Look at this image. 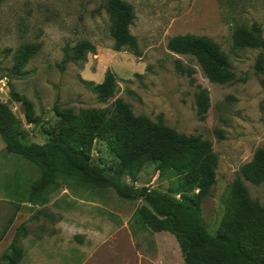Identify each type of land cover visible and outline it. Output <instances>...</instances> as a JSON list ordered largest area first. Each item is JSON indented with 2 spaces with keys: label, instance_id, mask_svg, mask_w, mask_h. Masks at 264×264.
<instances>
[{
  "label": "rangeland",
  "instance_id": "374dc122",
  "mask_svg": "<svg viewBox=\"0 0 264 264\" xmlns=\"http://www.w3.org/2000/svg\"><path fill=\"white\" fill-rule=\"evenodd\" d=\"M125 1L134 8L131 32L139 55L114 49L107 0H4L0 79L5 78L7 85L0 89V98L22 120L28 139L37 143L65 128L56 106L79 114L82 109L109 108L117 98L129 103L136 115L153 121L162 115L178 132L210 140L219 164L216 182L200 207L208 231L215 235L232 211V187L243 166L264 149V74L255 70L260 50H231L238 25L258 23L264 37V0ZM178 34L212 38L229 55L236 80L213 83L195 57L169 50L168 41ZM84 40L94 44L96 52L63 63L66 50L72 52ZM29 42L41 44V49L16 73V53ZM178 63L192 73L181 72ZM107 71L114 72L117 89L103 102L89 83L102 82ZM12 88L33 102L37 125L28 123L21 104L11 99ZM200 88L210 97L205 120L196 103ZM119 155L112 135L94 140L93 161L114 171ZM40 174L36 162L8 153L0 135V264L6 263L13 244L24 249L21 264H184L175 235L153 232L137 222L142 201L59 178L46 201L29 203L31 184ZM178 178L144 164L136 180L125 181L177 194ZM245 184L251 198L264 204V182Z\"/></svg>",
  "mask_w": 264,
  "mask_h": 264
},
{
  "label": "trees",
  "instance_id": "16d2710c",
  "mask_svg": "<svg viewBox=\"0 0 264 264\" xmlns=\"http://www.w3.org/2000/svg\"><path fill=\"white\" fill-rule=\"evenodd\" d=\"M4 0H0V4ZM106 9L112 20L114 49H128L139 55V44L131 32L135 19L132 4L125 0H107ZM259 49L255 70L264 74V37L260 24L238 25L232 35L231 50ZM41 44L26 43L15 56L14 69H21L40 51ZM168 49L196 58L208 79L213 83L227 84L236 80L229 55L212 38L205 35L178 34L168 41ZM96 52L89 41H80L72 52L66 50L63 63L84 60ZM178 69L185 68L178 63ZM190 74L192 69L188 68ZM103 102L108 101L117 89L114 72L107 71L100 83H89ZM13 101L21 104L26 121L39 123L33 102L13 88ZM198 114L207 118L210 97L200 88L196 96ZM65 127L45 143L28 139L22 120L10 104L0 98V135L8 153H16L36 162L41 174L30 187L28 202L46 201L58 179H72L85 186L113 189L118 197L142 201L136 219L153 232L175 235L184 264H264V204L251 198L245 180L255 185L264 182V149L256 151L247 162L232 187L229 205L232 211L224 220L221 230L213 235L201 212V201L216 182L219 158L212 142L200 135H186L168 126L162 115L153 121L145 114L136 115L129 103L117 98L106 109H82L79 114L71 109L55 108ZM110 134L120 149L117 168L110 171L91 159L94 140ZM149 164L162 174L171 172L179 176L177 194L162 192L147 185L138 186L125 181L136 180L142 166ZM197 191V192H196ZM24 249L13 244L5 264H21Z\"/></svg>",
  "mask_w": 264,
  "mask_h": 264
},
{
  "label": "built area",
  "instance_id": "2783aa9c",
  "mask_svg": "<svg viewBox=\"0 0 264 264\" xmlns=\"http://www.w3.org/2000/svg\"><path fill=\"white\" fill-rule=\"evenodd\" d=\"M7 83L5 81V78L4 79H0V89L3 91L4 90V87H6Z\"/></svg>",
  "mask_w": 264,
  "mask_h": 264
}]
</instances>
